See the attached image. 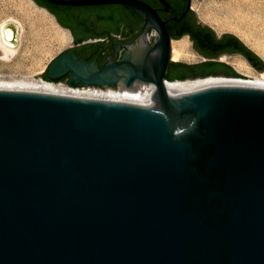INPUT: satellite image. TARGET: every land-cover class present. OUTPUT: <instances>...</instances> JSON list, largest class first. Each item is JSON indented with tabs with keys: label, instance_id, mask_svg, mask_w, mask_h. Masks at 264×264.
I'll return each mask as SVG.
<instances>
[{
	"label": "water",
	"instance_id": "water-1",
	"mask_svg": "<svg viewBox=\"0 0 264 264\" xmlns=\"http://www.w3.org/2000/svg\"><path fill=\"white\" fill-rule=\"evenodd\" d=\"M49 1L121 5L144 19L102 67L103 51L88 62L74 46L49 64V78L71 73L72 87L114 89L140 78L162 96L142 103L0 90V264H264V87H165L174 81L165 77L173 38L149 3ZM125 19L87 23L114 40ZM177 63L194 72L173 78L256 82L222 67L199 77L209 73L202 62Z\"/></svg>",
	"mask_w": 264,
	"mask_h": 264
},
{
	"label": "bare ground",
	"instance_id": "bare-ground-1",
	"mask_svg": "<svg viewBox=\"0 0 264 264\" xmlns=\"http://www.w3.org/2000/svg\"><path fill=\"white\" fill-rule=\"evenodd\" d=\"M31 2H33L31 0ZM35 4V3H34ZM36 5V4H35ZM197 11L203 20L215 21L219 28L224 27H246L250 31H264V2L258 0H229L222 3L210 2L208 5H197ZM50 16V15H49ZM48 16V17H49ZM47 17V16H46ZM51 22L57 26V31L52 36L59 42V46H65L71 41V36L67 29L60 26L55 19L50 16ZM38 25L37 20L31 21ZM22 25L19 21L9 18L0 22V58L10 61L18 52ZM264 46V44H263ZM191 43L188 37L172 39L173 60H181L189 56ZM229 58V57H228ZM224 59V58H223ZM38 61L34 59L33 61ZM230 60V59H229ZM239 69L252 67L248 61L240 56L231 59ZM255 81L247 80H227V79H186L165 82V87L177 86L187 83H228L244 84L264 87V73L252 76ZM0 90H14L23 92H33L42 94L62 95L71 97H81L90 99L110 100V101H130V102H149L162 96V90L155 82H147L136 78L133 85L128 86L124 80L118 81V88L111 86L102 88L99 85L85 87H72L65 81L52 82L45 79L33 77L0 78Z\"/></svg>",
	"mask_w": 264,
	"mask_h": 264
},
{
	"label": "rangeland",
	"instance_id": "rangeland-1",
	"mask_svg": "<svg viewBox=\"0 0 264 264\" xmlns=\"http://www.w3.org/2000/svg\"><path fill=\"white\" fill-rule=\"evenodd\" d=\"M224 1L229 0H193V7L197 12L198 18L210 26L216 34L221 35L224 32L236 34L264 60V31L259 30V28L255 31H250L246 27L219 28L215 21L203 20L196 9L197 5H202L203 7L210 2L222 3ZM258 1L264 2V0ZM48 16L49 14L44 9L35 5L31 0H0V22L13 18L22 25L17 54L10 61L0 58V78L33 77L40 79L35 75L46 71L49 64L57 56L64 50L74 46L71 41L65 46H59V42L52 36L58 30L57 24L55 25L53 21L51 22L50 16ZM33 20H37L39 24L32 23L31 21ZM188 53L189 56L182 58L183 60L189 62L202 60L193 52V48ZM37 57L38 61H33ZM250 65L252 70L247 71L246 75L243 74L244 76L252 77L264 73V70L257 69L252 63Z\"/></svg>",
	"mask_w": 264,
	"mask_h": 264
},
{
	"label": "flooded vegetation",
	"instance_id": "flooded-vegetation-1",
	"mask_svg": "<svg viewBox=\"0 0 264 264\" xmlns=\"http://www.w3.org/2000/svg\"><path fill=\"white\" fill-rule=\"evenodd\" d=\"M38 6L45 9V11L52 16L57 23L62 25L64 28L69 29L73 35L87 36L85 40L97 39L99 38L102 41L93 42L86 50H82L81 47L75 46L69 50H74L79 58L88 57V62L93 61L100 51H103L99 61V66L102 67L107 62V57L112 53L113 48L112 44L116 42H121L128 44L132 42L138 33L141 31V28L144 23V19L126 9L121 5L115 4H104V5H71V4H56L49 0H33ZM154 7L160 17L166 22V26L170 34H179L182 33V36L189 35L190 33H201L208 31L206 24H204L197 16L196 11L193 7V0H165L167 4H164L162 0H144ZM190 5V7H189ZM105 18L110 19L111 17H125L126 24L123 26L125 28H135L133 32L126 35L125 33L119 34L120 36L117 39H107L106 37L99 36L98 34L105 31L104 29H98L96 27L83 28L79 24L82 22H87L95 18ZM142 19L141 23L140 20ZM190 32V33H189ZM91 34H95L93 36ZM172 36V35H171ZM191 38V37H190ZM82 42H80L81 44ZM207 51L211 52L208 46H204ZM67 50V51H69ZM85 51V52H84ZM96 51V55L93 54ZM126 49L122 50L120 54H123ZM82 53V54H81ZM176 70L178 73L193 74L194 70L186 66H174L170 62L168 66L167 73ZM71 77V73L65 75V78L61 81L68 80ZM79 85H82L81 83Z\"/></svg>",
	"mask_w": 264,
	"mask_h": 264
},
{
	"label": "trees",
	"instance_id": "trees-1",
	"mask_svg": "<svg viewBox=\"0 0 264 264\" xmlns=\"http://www.w3.org/2000/svg\"><path fill=\"white\" fill-rule=\"evenodd\" d=\"M79 25L83 28L89 27V23H87V22H82ZM206 27L208 28V31H204V32H201L198 34L190 33V32L189 33L191 35L190 37H191L192 41L194 42L195 47L199 51H201L204 55H207L208 58L217 57L216 55H218V53H221L225 50L236 51V52L243 54L259 70H264V60L255 51H253L251 48H249L239 37H237L234 34L227 33L223 36L222 39H218L214 30H212L208 26H206ZM171 35H172V38H175V39L182 37V33H179L176 35L171 34ZM225 38L229 39L228 42H224ZM82 40H83L82 38H79V39L75 38L76 43H79ZM204 46H208L210 49H212V51L211 52L207 51V49H204V48H206ZM94 52L95 53L93 54V56L96 55V51H94ZM208 53H211V54H208ZM177 64H182V63L178 62ZM200 65L202 67H204L207 70V72H209V73L204 74V75L199 76V77H205L208 75H220L222 73H224V75H226V76L243 77L242 74L235 71L232 66H230L229 64H227L225 62H220V61H216V60H207V61L200 63ZM215 67H222L224 69V72H222V73L221 72H213V68H215ZM227 73H230V74H227ZM43 77H44V79H46L48 81H61L62 79L65 78V76H63L57 80H53V79L49 78V76L47 75V70L43 74ZM165 77H166V79H168L170 81L186 79V78H182V77L173 78L171 75H169V73H167ZM193 78H196V77H193Z\"/></svg>",
	"mask_w": 264,
	"mask_h": 264
},
{
	"label": "crops",
	"instance_id": "crops-1",
	"mask_svg": "<svg viewBox=\"0 0 264 264\" xmlns=\"http://www.w3.org/2000/svg\"><path fill=\"white\" fill-rule=\"evenodd\" d=\"M33 1V0H32ZM34 2V1H33ZM35 3V2H34ZM36 4V3H35ZM37 5V4H36ZM38 6V5H37ZM40 7V6H39ZM41 8V7H40ZM43 9V8H42ZM45 10V9H44ZM56 21V20H55ZM205 24V23H204ZM125 25V23H123V25H122V27H121V32H120V34H122V32H123V26ZM207 25V24H206ZM210 27V26H209ZM211 28V27H210ZM66 29V28H65ZM67 31L69 32V34L71 35V37H72V39H71V42L72 43H74V46H78V45H81V44H85V43H88V42H92V41H100V39L99 38H97V39H91V38H89L88 40H83L82 41V43L80 44V42L79 43H75V37H74V35L71 33V31L69 30V29H67ZM216 33V32H215ZM225 33H230V34H234V33H231V32H224L223 34H225ZM111 34L112 35H115V36H120L119 34H117V33H115V32H111ZM223 34H221V35H218V34H216V36H217V38L218 39H221L222 38V36H223ZM234 35H236V34H234ZM237 36V35H236ZM183 37H188L189 38V40H190V43H191V48H193V52L197 55V56H199L202 60H200V61H195V62H189V61H187V60H173L172 58H171V61L170 62H181V63H184V64H195V63H199V62H204V61H207V60H216V61H220V62H225V63H227V64H229L230 66H232L233 67V69L235 70V71H237L238 73H240V74H244V75H246L247 74V71L249 72L250 70H248V69H239L234 63H233V61L231 60V59H233V57L234 56H240V57H242V58H244V59H246L247 61H248V59L243 55V54H241V53H239V52H237V53H235V54H229V53H226V52H223V53H220V55L218 56V58H208V57H206V56H204V55H202L195 47H194V42L192 41V39L189 37V35H184V36H182V38ZM237 37H239V36H237ZM106 38L108 39V36H106ZM181 38V37H180ZM180 38H176V39H180ZM240 38V37H239ZM175 38H173V40H176ZM241 39V38H240ZM242 40V39H241ZM243 41V40H242ZM244 42V41H243ZM245 43V42H244ZM246 44V43H245ZM247 45V44H246ZM73 46V47H74ZM248 46V45H247ZM249 47V46H248ZM250 48V47H249ZM254 51V50H253ZM229 57V58H228ZM224 58V59H223ZM230 59V60H229ZM249 62V64H251V62L250 61H248ZM252 70V69H251ZM187 79H189V78H187Z\"/></svg>",
	"mask_w": 264,
	"mask_h": 264
}]
</instances>
